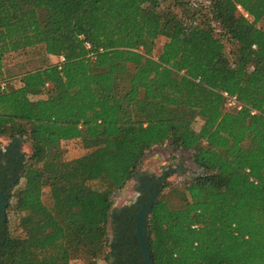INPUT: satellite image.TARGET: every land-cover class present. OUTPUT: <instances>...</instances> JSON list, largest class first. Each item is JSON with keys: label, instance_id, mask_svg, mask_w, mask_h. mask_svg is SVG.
<instances>
[{"label": "trees", "instance_id": "1", "mask_svg": "<svg viewBox=\"0 0 264 264\" xmlns=\"http://www.w3.org/2000/svg\"><path fill=\"white\" fill-rule=\"evenodd\" d=\"M36 51L40 67L10 73ZM17 137L31 153L0 264H70L80 246L145 264L140 209L114 205L163 146L197 172L181 187L152 179L151 264H264V0H0V141ZM64 143L86 154L67 161Z\"/></svg>", "mask_w": 264, "mask_h": 264}, {"label": "rangeland", "instance_id": "2", "mask_svg": "<svg viewBox=\"0 0 264 264\" xmlns=\"http://www.w3.org/2000/svg\"><path fill=\"white\" fill-rule=\"evenodd\" d=\"M202 1V0H200ZM165 39L160 38L156 49L155 55H158L163 48ZM36 53H32L30 57H22L13 61L14 63L9 64V68L11 70V74H21L26 70H32L38 68L42 65L40 56ZM11 61V60H10ZM56 59H52L51 63L56 64ZM19 76V75H17ZM13 84L16 87L20 86V82L18 80H13ZM38 99V98H35ZM198 126V124L196 125ZM22 144L20 145V153L24 155H30L31 146L27 142H23L21 138H18ZM13 140L2 139L0 141V146L8 147L11 146ZM61 151L65 160L70 161L77 159L86 154V151L82 149L78 144L75 143H64L61 146ZM197 172L196 167L193 164L191 158H183L180 156L172 157V151L166 147H160L152 152L149 156L144 160L143 165L139 168L137 175L134 177L132 181H130L127 186L116 195L114 211L121 209L123 207L131 205L134 201H136L139 197V189L142 188L144 182L150 181L152 179L159 180L164 175H171L168 178V182H172L180 187L187 181V179L194 175ZM156 180V181H157ZM163 182L165 180H162ZM149 185H153L149 182ZM153 194L155 195V199L158 197L159 193H157V189H154ZM44 201L49 204L51 201L50 191L49 189L45 190L44 193ZM10 220L12 226L18 222V216L14 213L10 215ZM112 223L108 224V234L110 240L113 238L114 234L112 232ZM145 233H146V224H145ZM70 264H108L105 259L104 251L101 252L99 248H88L84 246L78 247L77 256L74 260L70 262Z\"/></svg>", "mask_w": 264, "mask_h": 264}, {"label": "flooded vegetation", "instance_id": "3", "mask_svg": "<svg viewBox=\"0 0 264 264\" xmlns=\"http://www.w3.org/2000/svg\"><path fill=\"white\" fill-rule=\"evenodd\" d=\"M13 141L14 142L12 143L11 146L8 147L0 146V224L1 222L5 221L6 201L10 197L13 187H15L17 183L20 181L21 174L23 172V160L25 155L20 153V149H19L22 142H20V140H18L17 138H15ZM149 182L152 183L153 185L150 186ZM155 183H157V181L146 180V182H144V184H146V189L148 191V202L150 201L151 196L153 195L154 189H156L153 188ZM143 191L144 188H140L138 199L134 201L131 205L126 206V207H130L132 205H136L140 209L138 214L143 211L142 209L148 203V202L146 203L140 202L141 197L143 196L142 195ZM126 207L115 210L114 215L121 212ZM138 214L136 215L137 223H138ZM136 230H137V224H136ZM124 252L125 249L123 248H121V250L118 251V253H122V255L125 256ZM127 254L130 253L127 251Z\"/></svg>", "mask_w": 264, "mask_h": 264}, {"label": "water", "instance_id": "4", "mask_svg": "<svg viewBox=\"0 0 264 264\" xmlns=\"http://www.w3.org/2000/svg\"><path fill=\"white\" fill-rule=\"evenodd\" d=\"M151 186V185H150ZM155 195L151 196L150 201L142 209L143 211L138 214V223H137V235L139 237V242L141 246V252L144 256L145 264H151L149 249L146 243V233H145V219L148 212L151 211L152 205L155 203Z\"/></svg>", "mask_w": 264, "mask_h": 264}, {"label": "built area", "instance_id": "5", "mask_svg": "<svg viewBox=\"0 0 264 264\" xmlns=\"http://www.w3.org/2000/svg\"><path fill=\"white\" fill-rule=\"evenodd\" d=\"M87 47L90 48L89 44H87ZM52 59H56V64L61 65L65 58L63 56L60 57H52ZM6 85L2 84V88H4ZM225 106L229 110H241L243 108V105L239 102L238 98L236 96H230L228 93H223ZM252 115H256L257 112L252 111Z\"/></svg>", "mask_w": 264, "mask_h": 264}]
</instances>
